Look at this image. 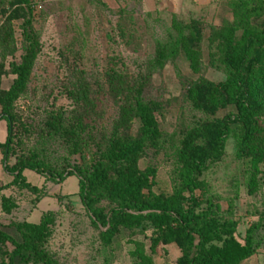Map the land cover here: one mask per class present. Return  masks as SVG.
<instances>
[{"label":"trees","instance_id":"1","mask_svg":"<svg viewBox=\"0 0 264 264\" xmlns=\"http://www.w3.org/2000/svg\"><path fill=\"white\" fill-rule=\"evenodd\" d=\"M33 1L0 0V8L11 12L0 25V79L8 71L15 75L9 89H0V118L7 122L8 134L0 147L5 169L13 176L9 184L0 186L3 210L10 212L17 206L13 198L2 194L10 186L41 192L27 180L25 170L61 182L76 175L78 194L104 244H111L122 228H152L150 253L137 243L133 264H156L152 254L161 243L179 247L181 255L174 264H241L256 254V231L262 227L264 212L247 229L242 242L236 236L238 221L220 218L211 199H207L206 208L199 209L197 190L205 192L201 176L223 158L233 133L237 157L248 160L250 193L255 192L257 177L263 173L264 0L230 1L232 20L213 27L207 37L209 62L224 70L226 79L219 83L204 76L191 80L187 98L195 109L209 114L226 105H233L236 111L197 120L183 132L175 150L177 179L171 194L154 192L156 169L139 166L149 149L163 146L160 117L165 106L144 97V78L121 67L123 61L118 57L111 58L103 81L96 86L87 79L72 85L68 94L76 107L71 113L53 112L46 119L47 129L41 136L62 141L67 149L62 164H51L36 150L22 152L11 162L16 153L15 103L27 90L41 50L34 29ZM21 18L23 53L20 61H10L7 69L17 44L13 20ZM203 39L201 20L174 19L167 38L157 42L152 64L163 67L183 55L192 71L199 73L204 66ZM108 102H114L118 111L111 127L105 128L103 110ZM136 120L140 127L134 134ZM233 125L240 130L236 132ZM78 154L82 156L80 164L75 159ZM55 221L54 211L45 213L38 223L0 221V264H58L47 247Z\"/></svg>","mask_w":264,"mask_h":264},{"label":"rangeland","instance_id":"2","mask_svg":"<svg viewBox=\"0 0 264 264\" xmlns=\"http://www.w3.org/2000/svg\"><path fill=\"white\" fill-rule=\"evenodd\" d=\"M230 1L34 0V29L41 50L27 90L15 103L16 153L11 157V162H15L22 152L36 150L51 164H62L67 155L62 141L41 136L44 128L47 129L46 119L53 112L71 113L76 107L68 94L72 85L87 79L96 86L103 81L111 58L118 57L123 61L121 67L136 77L144 78V97L161 101L165 106L160 117L163 146L160 150L149 149L139 166L142 169L149 166L156 169L154 192L171 194L177 179L175 150L183 132L197 120H211L236 111L233 105H226L216 113L209 114L195 109L187 98V87L191 80L204 76L219 83L226 79L224 70L209 62L207 37L213 27H219L225 20H232ZM9 14L11 12L0 8V25ZM174 19L185 22L198 19L203 23L201 48L204 66L199 73L192 71L183 55L167 61L163 67L152 64L157 42L167 38ZM22 20H13L17 44L15 54L7 60V69L9 62H19L23 53ZM14 78L15 75L9 71L3 74L0 89H9ZM117 111L114 102L106 104L103 127H111ZM139 127L140 120H136L134 134ZM233 127L236 132L240 130L239 126ZM7 135V122L0 118V143L6 141ZM236 143L233 133L226 142L223 158L212 163L201 176L206 182L205 192L197 190V194L201 200L199 209L206 208L207 199H211L220 218L238 221L236 236L243 242L247 229L264 212V164L261 165L263 173L257 177L256 190L250 193L248 160L237 157ZM3 158L0 147V186L13 180L5 169ZM75 159L80 164L82 156L78 154ZM24 174L41 192L34 193L16 186L4 189L2 194L13 198L17 206L5 212L0 198V221L7 224L23 221L38 223L45 213L54 211L56 221L47 247L58 264H133L132 252L139 242L150 253L151 227L122 228L111 244L102 242L100 229L92 224L78 194L79 178L76 175L61 182L49 180L32 170H25ZM256 239L259 249L241 264H264V222L256 231ZM180 255L176 244L161 243L152 257L156 264H174Z\"/></svg>","mask_w":264,"mask_h":264}]
</instances>
